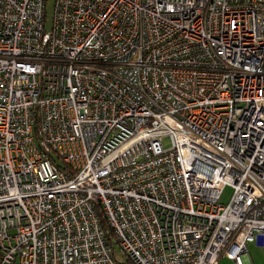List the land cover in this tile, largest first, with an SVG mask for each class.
<instances>
[{
    "label": "built area",
    "instance_id": "1",
    "mask_svg": "<svg viewBox=\"0 0 264 264\" xmlns=\"http://www.w3.org/2000/svg\"><path fill=\"white\" fill-rule=\"evenodd\" d=\"M46 3L0 0V264H117L100 212L132 264L264 248V0Z\"/></svg>",
    "mask_w": 264,
    "mask_h": 264
},
{
    "label": "rangeland",
    "instance_id": "2",
    "mask_svg": "<svg viewBox=\"0 0 264 264\" xmlns=\"http://www.w3.org/2000/svg\"><path fill=\"white\" fill-rule=\"evenodd\" d=\"M46 29L49 31L52 25L53 11H54V0H47L46 3ZM165 148L170 147V140L165 137L162 141ZM233 196V189L229 186L225 187L221 193L220 201L222 204L227 205ZM247 253L241 256L242 264H264V250L262 247L250 243L247 245ZM116 257L119 261L126 259L121 255L120 249H116ZM217 264H234L232 260L228 259L225 252L218 259Z\"/></svg>",
    "mask_w": 264,
    "mask_h": 264
},
{
    "label": "trees",
    "instance_id": "3",
    "mask_svg": "<svg viewBox=\"0 0 264 264\" xmlns=\"http://www.w3.org/2000/svg\"><path fill=\"white\" fill-rule=\"evenodd\" d=\"M98 217H99V221H100V224H101V228H102L103 233H104V237H105L106 243L111 248L113 260L117 264H132V262L129 259H127V258L124 260V262L123 261H119L117 259V257H116V249H118V244L116 242L114 234H113L111 228L108 226L106 218L104 217L102 212L99 213Z\"/></svg>",
    "mask_w": 264,
    "mask_h": 264
},
{
    "label": "crops",
    "instance_id": "4",
    "mask_svg": "<svg viewBox=\"0 0 264 264\" xmlns=\"http://www.w3.org/2000/svg\"><path fill=\"white\" fill-rule=\"evenodd\" d=\"M258 247V246H257ZM248 250V249H247ZM263 250H264V248H263Z\"/></svg>",
    "mask_w": 264,
    "mask_h": 264
}]
</instances>
